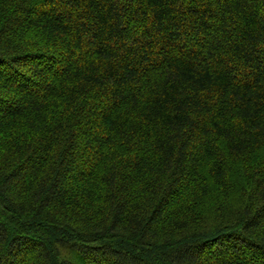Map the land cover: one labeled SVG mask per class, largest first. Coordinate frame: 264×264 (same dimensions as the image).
<instances>
[{"label": "trees", "instance_id": "16d2710c", "mask_svg": "<svg viewBox=\"0 0 264 264\" xmlns=\"http://www.w3.org/2000/svg\"><path fill=\"white\" fill-rule=\"evenodd\" d=\"M0 264H264V0H0Z\"/></svg>", "mask_w": 264, "mask_h": 264}]
</instances>
